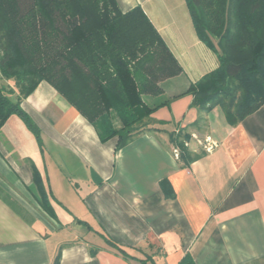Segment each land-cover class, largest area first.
<instances>
[{
  "label": "crops",
  "instance_id": "1",
  "mask_svg": "<svg viewBox=\"0 0 264 264\" xmlns=\"http://www.w3.org/2000/svg\"><path fill=\"white\" fill-rule=\"evenodd\" d=\"M118 3L143 8L181 70L144 95L161 103L150 129L120 149L49 82L22 100L41 140L16 114L0 128V264H53L58 253L59 264H180L186 254L196 264H264V104L236 125L220 106L193 104L187 90L219 60L186 0ZM179 130L217 144L205 151L193 138L177 159Z\"/></svg>",
  "mask_w": 264,
  "mask_h": 264
},
{
  "label": "trees",
  "instance_id": "2",
  "mask_svg": "<svg viewBox=\"0 0 264 264\" xmlns=\"http://www.w3.org/2000/svg\"><path fill=\"white\" fill-rule=\"evenodd\" d=\"M186 1L200 39L219 60L187 92L194 105L205 111L220 106L236 125L264 104V0ZM180 70L139 5L124 11L117 0H0V72L18 88L0 85V128L16 114L40 142L21 102L44 80L103 141L116 136L120 149L150 129L146 117L161 103L152 106L144 95L159 93L158 82ZM34 178L47 201L37 168ZM59 263L60 253L53 261ZM180 264L196 262L186 254Z\"/></svg>",
  "mask_w": 264,
  "mask_h": 264
},
{
  "label": "rangeland",
  "instance_id": "3",
  "mask_svg": "<svg viewBox=\"0 0 264 264\" xmlns=\"http://www.w3.org/2000/svg\"><path fill=\"white\" fill-rule=\"evenodd\" d=\"M118 1V0H117ZM0 85H4L6 87L7 90L13 88L16 91H18L17 86L15 85V81L14 79H6L2 76L1 72H0ZM182 130H179V132H175V134L177 135L178 139L177 141H175L173 148H172V152L173 155L175 156V152L174 149L177 147L179 149L180 153V157L177 159H182V154L184 152V150H186L189 148L190 146V141L193 138L197 139V143H199V145L206 151V146L208 145V141H207V137L205 134H201L199 132H192V133H184ZM33 140V139H32ZM33 143H35V141L33 140ZM36 146V144H35ZM30 151H35V147L30 145ZM185 152V153H186ZM39 196V199L41 201V204H43V202H46V199L43 198V195L38 192L37 193Z\"/></svg>",
  "mask_w": 264,
  "mask_h": 264
},
{
  "label": "built area",
  "instance_id": "4",
  "mask_svg": "<svg viewBox=\"0 0 264 264\" xmlns=\"http://www.w3.org/2000/svg\"><path fill=\"white\" fill-rule=\"evenodd\" d=\"M207 141H208V145L206 146V150L211 151L216 146L217 143L214 140H212L210 137H207ZM174 152H175L174 153L175 157L179 158L181 152L177 147L174 149Z\"/></svg>",
  "mask_w": 264,
  "mask_h": 264
}]
</instances>
